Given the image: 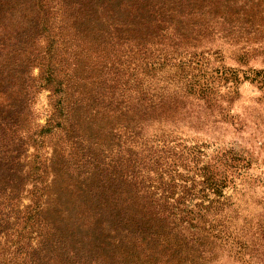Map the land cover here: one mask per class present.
<instances>
[{
    "label": "trees",
    "instance_id": "obj_1",
    "mask_svg": "<svg viewBox=\"0 0 264 264\" xmlns=\"http://www.w3.org/2000/svg\"><path fill=\"white\" fill-rule=\"evenodd\" d=\"M174 1L0 0V239L12 237L0 241V264L41 246L59 252L54 264L206 260L220 223L184 236L171 217L192 213L193 198L218 203L208 193L221 197L224 180L157 157L134 170L136 146L148 143L138 115L156 106L147 82L174 65ZM41 87L51 91L44 125L32 106Z\"/></svg>",
    "mask_w": 264,
    "mask_h": 264
},
{
    "label": "rangeland",
    "instance_id": "obj_2",
    "mask_svg": "<svg viewBox=\"0 0 264 264\" xmlns=\"http://www.w3.org/2000/svg\"><path fill=\"white\" fill-rule=\"evenodd\" d=\"M174 9L175 30L167 41L176 48L174 65H164L147 82L156 106L138 115L148 143L136 146L134 170L140 172L154 157L165 165L176 162L182 174L194 165L208 167L224 180L221 197L208 193L219 202L193 198L186 203L192 213L181 220L179 209L171 219L176 217L184 236L220 223L212 234L219 238L210 237L214 243L205 246L202 264H264V0H175ZM38 72L37 66L32 69L34 75ZM188 80L191 89L185 88ZM50 93L39 88L32 103L34 122L40 125L51 111ZM55 140L45 141L47 155ZM156 202L152 206L164 213L161 201ZM11 238L0 239L1 245ZM41 249L6 255L10 264H54L59 252ZM101 260L113 264L108 257Z\"/></svg>",
    "mask_w": 264,
    "mask_h": 264
}]
</instances>
